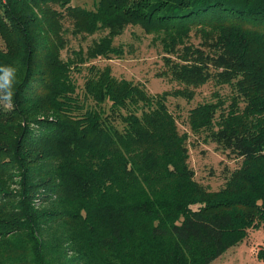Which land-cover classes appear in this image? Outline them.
Listing matches in <instances>:
<instances>
[{
	"label": "trees",
	"instance_id": "16d2710c",
	"mask_svg": "<svg viewBox=\"0 0 264 264\" xmlns=\"http://www.w3.org/2000/svg\"><path fill=\"white\" fill-rule=\"evenodd\" d=\"M127 26L151 35L176 87L151 94L91 62L123 55ZM0 40V185L25 174L18 196L0 191V264H54L33 230L61 222L80 264H210L264 232V0H0ZM206 84L229 92L187 124L235 160L216 190L195 179L168 104ZM21 230L34 252L3 240Z\"/></svg>",
	"mask_w": 264,
	"mask_h": 264
},
{
	"label": "rangeland",
	"instance_id": "374dc122",
	"mask_svg": "<svg viewBox=\"0 0 264 264\" xmlns=\"http://www.w3.org/2000/svg\"><path fill=\"white\" fill-rule=\"evenodd\" d=\"M73 4H80L88 8L92 7V0H72ZM75 41L72 40V44ZM86 45V43H83ZM115 45L123 46L125 53L123 55L111 58H97L91 62L102 67L109 65L112 74L118 78H126L133 82L141 83L151 94L160 93L164 90H170L176 87L175 83H170L166 77L159 76L162 70V54L160 48L154 44L151 35L145 34L138 26H127L124 32L114 39ZM0 45L2 42L0 40ZM65 55V54H64ZM78 76V82L81 80ZM227 94L229 88L215 87L212 84H206L201 88L196 89L192 100L187 101L182 97H170L168 104L176 117V122L180 132L188 134L187 146L189 149V166L194 170V177L200 183L208 186L211 190H216L223 183L222 172L225 167L234 169L236 167L235 160L228 159L223 152L216 149V145L203 135L198 136L192 133L187 124L188 109L196 105V103L214 99L212 93ZM12 106L11 98H8L0 89V111L8 109ZM13 118V117H11ZM6 124H0L4 126ZM10 127V125H7ZM15 132H19L16 124L12 126ZM6 127L0 130L5 131ZM12 134V133H11ZM25 174L15 170L13 174L2 181L0 191L12 192L16 196L19 195L22 189V179ZM55 200L53 201V203ZM17 202H13L15 206ZM52 203V204H53ZM32 208L43 214L42 211H47L51 203L40 202V199H33ZM54 209L57 205H53ZM25 225V224H23ZM74 229V225H73ZM34 231L35 239H38L40 245L45 246L37 251L43 256L46 253L47 258L43 256V261L50 260L54 264H80V257H85V254L77 252L75 249V240L73 236H67V232L71 231L66 223H56L47 226L36 228ZM62 231L67 237L62 238ZM73 232V231H72ZM28 231H18L13 234H8L3 240H8L9 244H16L15 251L20 253L24 250L28 253L34 252L33 247L30 248L27 244ZM264 248V232L262 228L250 229L247 236L239 243L229 247L219 257L215 258L210 264H264V260H260L257 253Z\"/></svg>",
	"mask_w": 264,
	"mask_h": 264
}]
</instances>
